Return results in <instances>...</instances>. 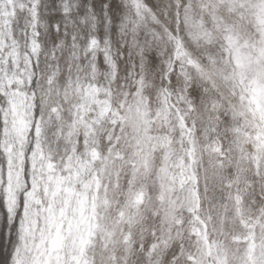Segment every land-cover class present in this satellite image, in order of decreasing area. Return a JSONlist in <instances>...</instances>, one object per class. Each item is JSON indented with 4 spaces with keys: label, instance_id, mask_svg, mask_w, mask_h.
<instances>
[{
    "label": "snow or ice",
    "instance_id": "6c2138e0",
    "mask_svg": "<svg viewBox=\"0 0 264 264\" xmlns=\"http://www.w3.org/2000/svg\"><path fill=\"white\" fill-rule=\"evenodd\" d=\"M0 264H264V0H0Z\"/></svg>",
    "mask_w": 264,
    "mask_h": 264
}]
</instances>
